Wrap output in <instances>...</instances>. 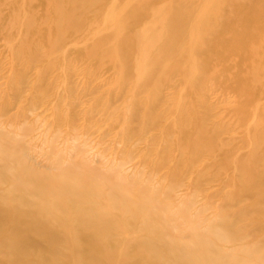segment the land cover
Listing matches in <instances>:
<instances>
[{"label":"rangeland","instance_id":"rangeland-1","mask_svg":"<svg viewBox=\"0 0 264 264\" xmlns=\"http://www.w3.org/2000/svg\"><path fill=\"white\" fill-rule=\"evenodd\" d=\"M142 1L0 0V158L6 157L13 166V175L0 173V188L10 187L17 173L56 184L71 180L84 184L91 192L81 194V200L116 215L114 226L118 228L110 242L123 260L138 257L132 245L147 237L138 217L128 213L136 206V197L142 195L154 206L164 203L165 210L160 213L156 207L159 215L171 213L177 224L168 229L172 235L179 233L180 241L186 243L191 241L195 224L208 234L214 221L224 219L223 213H232L234 218L238 210L247 207L248 212L241 214L235 226V235L240 231L242 235L227 246L240 251L242 246L262 244L264 224L258 225L256 219L264 220V211L258 215L252 205L264 195V186L259 187V194L235 203L239 181L237 175L231 176L233 170L227 176L220 167L225 152H207L196 161L195 151L187 147L195 117L205 114L208 124L221 127L213 144L205 138L209 145L228 138L229 156L237 166L251 157L252 138L245 133L244 124L257 112L256 102L264 104V93L259 98L255 94L254 102V89L249 92L248 81L245 97L237 99L223 73L236 58L221 61L215 50H225L219 32L233 29L235 12L229 11L234 5L238 13V9L250 10L260 1L188 3L194 10L191 20L203 15L208 6L222 3L219 10L209 13L208 9L209 20L231 25L207 28L196 39L189 60L178 55L164 70L147 76L144 60L148 55L142 53L141 38L151 36L148 30L157 25V14L151 12L137 24L140 31L131 34L137 39L132 41L134 50L128 56L119 49L121 36L128 32L121 22L127 17L124 10ZM168 2L155 1L157 8ZM76 4L79 15L58 23V12ZM262 44L260 54H264ZM155 47L146 49L150 56ZM220 62L227 66H221L219 72ZM54 200L52 203H60ZM114 203L118 210H113ZM53 209L65 223L56 225L59 232L75 233L79 225L72 220L73 214ZM160 224L164 226L162 221ZM260 238L263 241L259 242ZM259 247L257 253L262 256L264 247ZM140 256L141 264H162L160 258L153 262ZM260 262L247 257L241 264Z\"/></svg>","mask_w":264,"mask_h":264},{"label":"bare ground","instance_id":"bare-ground-1","mask_svg":"<svg viewBox=\"0 0 264 264\" xmlns=\"http://www.w3.org/2000/svg\"><path fill=\"white\" fill-rule=\"evenodd\" d=\"M155 1L143 0L142 3L132 4L124 10L127 17L121 18L128 32L121 36L122 42L119 44V49L123 55L128 56L130 51L134 50L131 47L134 43L132 41L137 39L131 34L134 31L138 33L140 31L137 24L151 12L158 15L157 25L154 24L155 27L148 30L151 36L141 38L142 49H145L142 53L148 55V58L144 60L146 76L164 70V65L178 59V55L183 58L186 56L185 60H189L192 48L197 47L196 39L202 33L204 35L207 28L215 25L222 29L224 26L231 25L226 21L211 23L209 20L208 9L209 13H212L219 10L223 6L222 3L213 2L214 4L207 7L204 16L200 15L196 20H191L194 10L188 3L193 4L195 0H169L168 5L163 8H157L159 2L155 3ZM257 1L260 3H255L250 10L238 9V13L234 5V8L229 11V14L232 11L235 12L233 29L225 28L219 32L220 40L225 44V50L221 47L215 50V56L221 61L236 58L231 67L220 62L219 72L221 66H227L223 69V73L227 84L233 86L237 99L245 97V87L250 81L249 92L254 89V102L256 95L259 98L264 93V54H260L259 51L264 42V0ZM77 7L78 4L58 12L57 22H67L70 16H78ZM75 28L76 26H73V29ZM154 44L155 51L151 54L153 56H150V51L146 49H150ZM235 47H237L236 50ZM230 48L233 49L229 51ZM232 67L235 71H231ZM243 70L246 71L245 74ZM165 71L168 72V69ZM203 106L204 104H201L200 107ZM254 107L257 112L251 115V121L244 124L245 133H249V137L252 138V145L249 148L252 150L251 157L244 158L240 166H237L234 159L229 156L228 138L217 145H209L205 140V138L209 139V142L213 144L212 141L216 139L221 129L208 124L207 115L199 114L200 120L195 117L194 128L190 130L187 137L189 145L187 147L195 151L196 161L207 155V152L211 154H216L220 150L225 152L223 161H220V167L224 169L227 176L228 171L233 170L231 176L237 175L239 181L235 203L243 197L259 194L261 190L259 187L264 186V104L256 102ZM207 108L209 110L210 106ZM260 114L263 115L260 116ZM220 126L224 127V125ZM251 158L253 161L248 163ZM7 161L6 157L4 160L0 158V173L13 175V166H10ZM17 172L19 171H15L14 174ZM15 176L10 187L0 188V264H141V254L153 262H159L160 258L162 264H234L233 260L241 264L247 257L257 258L261 260L260 264H264V252L261 253L262 256L257 253L259 246L264 247V242L254 244L253 247L242 246L240 251H233V247L227 246L235 237L239 239L242 235L241 231L237 233L238 236L235 235V226L239 223L241 214L248 212L247 207L238 210L234 218L231 216L232 213L231 215L229 212L223 213L224 219L214 221L208 234L195 224L196 229L192 230L191 241L186 243L184 240L180 241L179 233L172 235L173 233L170 232V227H175L177 224V220L170 216L171 213L165 216L159 215L161 210H165L164 203L154 206L143 195L136 197L137 203L134 204L136 206L130 208L128 213L138 217L137 221L141 223L145 232L147 231V237L144 236L142 238L144 240L132 245V251L139 252L138 257L123 260L122 254L113 251L114 244L110 242L111 236L116 234L115 230L118 228L114 226L116 215L112 211L100 209L91 199L92 204L81 200L79 198L81 194L91 192L87 191L88 188L84 187V184H75L73 180L56 184L49 180L26 179L27 176L21 173ZM6 181L9 182L3 180V182ZM36 197L43 200L40 202L33 200ZM54 198L60 203H52ZM54 207L62 214L66 211L73 214L72 220L79 225L75 233L63 235L59 232L56 225L65 223L61 220V215L53 209ZM112 207L113 210L119 209L118 203H114ZM252 207L260 215L259 212L264 211V195L259 196ZM161 221L166 227L160 226ZM256 221L258 225L264 224L261 217H258ZM102 236L108 239L104 241ZM263 238H260L259 242L263 241Z\"/></svg>","mask_w":264,"mask_h":264}]
</instances>
